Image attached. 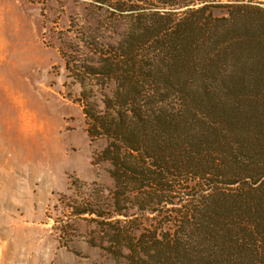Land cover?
<instances>
[{"label":"trees","instance_id":"16d2710c","mask_svg":"<svg viewBox=\"0 0 264 264\" xmlns=\"http://www.w3.org/2000/svg\"><path fill=\"white\" fill-rule=\"evenodd\" d=\"M92 1L66 65L115 184L77 214L128 264H264V0Z\"/></svg>","mask_w":264,"mask_h":264},{"label":"rangeland","instance_id":"374dc122","mask_svg":"<svg viewBox=\"0 0 264 264\" xmlns=\"http://www.w3.org/2000/svg\"><path fill=\"white\" fill-rule=\"evenodd\" d=\"M97 6L0 0V264H128L103 248L100 220L76 211L115 184L111 163L96 160L107 141L90 136L66 65V45L83 50L84 32L105 24L108 7ZM120 22L117 40L129 20ZM116 220L140 227V212Z\"/></svg>","mask_w":264,"mask_h":264}]
</instances>
